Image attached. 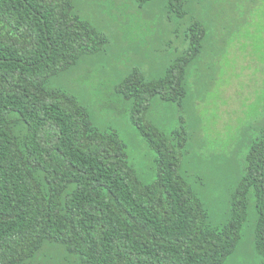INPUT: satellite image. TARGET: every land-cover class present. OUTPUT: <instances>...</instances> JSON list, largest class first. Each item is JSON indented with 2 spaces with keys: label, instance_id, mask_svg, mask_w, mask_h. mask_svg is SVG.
I'll use <instances>...</instances> for the list:
<instances>
[{
  "label": "trees",
  "instance_id": "1",
  "mask_svg": "<svg viewBox=\"0 0 264 264\" xmlns=\"http://www.w3.org/2000/svg\"><path fill=\"white\" fill-rule=\"evenodd\" d=\"M191 1L168 0L183 43L176 56L157 76L129 67L112 94L118 103L103 106L128 112L154 156L147 183L120 132L55 85L105 53L108 36L76 0H0V264H225L252 214L264 264V125L247 143L225 222L212 220L188 172L194 136L183 115L211 29ZM158 105L177 111L179 127L149 119Z\"/></svg>",
  "mask_w": 264,
  "mask_h": 264
},
{
  "label": "rangeland",
  "instance_id": "2",
  "mask_svg": "<svg viewBox=\"0 0 264 264\" xmlns=\"http://www.w3.org/2000/svg\"><path fill=\"white\" fill-rule=\"evenodd\" d=\"M192 2V1H191ZM194 13L209 25L210 45L192 68L193 93L184 116L194 136L190 178L203 186L215 223L230 212L229 190L244 169L247 143L264 125V0H194ZM81 13L109 38L110 48L84 60L57 86L89 103L102 128L114 127L128 145L141 178H154L153 155L132 125L104 109L117 104L115 87L132 66L159 75L181 49L177 25L169 23L168 0L141 6L137 0H76ZM181 42V43H180ZM183 44V43H182ZM149 119L168 130L179 127L178 113L155 106ZM200 161V163H198ZM255 215H251L234 255L225 264H260L255 251Z\"/></svg>",
  "mask_w": 264,
  "mask_h": 264
}]
</instances>
